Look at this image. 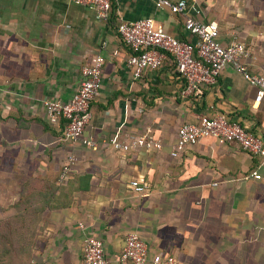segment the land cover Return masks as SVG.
<instances>
[{"label":"crops","instance_id":"1","mask_svg":"<svg viewBox=\"0 0 264 264\" xmlns=\"http://www.w3.org/2000/svg\"><path fill=\"white\" fill-rule=\"evenodd\" d=\"M187 1L200 6L199 20L218 24L222 44H243L248 70L264 76V0ZM142 19L195 41L181 16L151 0H111L105 20L72 0H0V215L33 208L40 264H82L86 234L102 241L106 264H130L120 260L130 232L145 242L146 264L156 254L179 264H264V161L214 138L171 156L178 128L200 115H226L264 142V99L254 103L256 88L229 66L202 98L184 96L170 55L134 78L117 27ZM96 55L104 65L84 132L91 148L64 141V120L49 118L43 102L68 101ZM139 134L163 149L123 153L110 143ZM132 181L146 191L135 193Z\"/></svg>","mask_w":264,"mask_h":264},{"label":"built area","instance_id":"2","mask_svg":"<svg viewBox=\"0 0 264 264\" xmlns=\"http://www.w3.org/2000/svg\"><path fill=\"white\" fill-rule=\"evenodd\" d=\"M75 4L93 7L97 17L105 20L111 11V0H72ZM157 9L167 10L183 18L184 29L195 38L193 42H184L170 35L152 19L135 22H123L117 27L122 42L132 51L127 64L133 77L139 79L146 70H157L166 60L173 59L176 73L184 81L183 95L193 98L203 97V86L214 84L219 74L231 67L251 86L256 88L254 103L264 99V76L251 73L245 59L249 57L246 47L238 42L224 45L220 42V33L216 22L198 19L201 12L196 1L187 0H151ZM104 58L92 57L81 68V80L76 92L66 102L45 100L43 102L49 118L64 120L62 139L72 144L81 141L85 147L94 148L96 141L84 138V132L91 119L90 105L99 95L102 82ZM205 138H214L219 144L238 145L244 151L264 161V142L240 123L226 115H200L196 122L182 124L176 134V142L171 151L172 157L196 145ZM118 152L128 153L137 150L159 152L163 142L151 134L130 135L126 141L111 140ZM69 164L63 166L60 180H64ZM252 178L259 179L257 172ZM135 193L142 194L147 187L138 181H132ZM80 228L84 226L80 224ZM122 262L146 264L147 246L135 232L127 234L120 253ZM151 264H179L171 255L156 254L150 258ZM82 264H106L102 241L92 234H86L82 250Z\"/></svg>","mask_w":264,"mask_h":264},{"label":"rangeland","instance_id":"3","mask_svg":"<svg viewBox=\"0 0 264 264\" xmlns=\"http://www.w3.org/2000/svg\"><path fill=\"white\" fill-rule=\"evenodd\" d=\"M1 209L0 213L2 211ZM15 220L11 222L10 225L13 230V234L11 232H7L9 235L8 236L6 233L7 237L3 234V232L4 228L7 227L8 224L6 225L0 223V264H40V259L36 257L38 254H34V249H32V259H28L27 261L26 258L28 250L25 249L29 246L25 245L28 243L27 237H30L29 235L31 230L29 229L31 224L16 222ZM41 264L45 263L42 262Z\"/></svg>","mask_w":264,"mask_h":264},{"label":"trees","instance_id":"4","mask_svg":"<svg viewBox=\"0 0 264 264\" xmlns=\"http://www.w3.org/2000/svg\"><path fill=\"white\" fill-rule=\"evenodd\" d=\"M32 210H33L32 207L25 208V209H20L18 207L12 206V207L8 208L7 212L4 211L3 215H0V223L6 224V225L8 224L7 227L4 228V232H3V234L6 237L8 235L7 232H11L13 234V230L10 227V225H11V222H13L15 219H16L15 220L16 222H21V223L25 222V223L31 224L30 229H29V230H31L30 231V235H29L30 237H27L28 243L25 245V246H29V247H26V249H25V250H28L27 251V255H26L27 261H28V259H32L31 258V255H32V252H33L32 249H34V247H33L34 244L33 243H35L34 234H35V230H36V226H37L36 223L31 222V217H30V215H28V212H30ZM4 214L6 215L5 217H4ZM6 233H7V235H6ZM29 255H30V258H29ZM29 262H30V260H29ZM127 263H130V262H127ZM130 264H132V263H130Z\"/></svg>","mask_w":264,"mask_h":264}]
</instances>
